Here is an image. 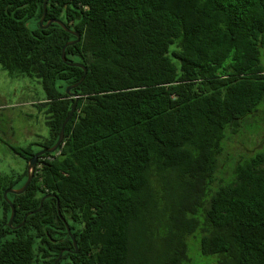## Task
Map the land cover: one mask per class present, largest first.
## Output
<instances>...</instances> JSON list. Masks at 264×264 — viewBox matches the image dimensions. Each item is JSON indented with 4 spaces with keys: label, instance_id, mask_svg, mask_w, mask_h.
Returning <instances> with one entry per match:
<instances>
[{
    "label": "trees",
    "instance_id": "trees-1",
    "mask_svg": "<svg viewBox=\"0 0 264 264\" xmlns=\"http://www.w3.org/2000/svg\"><path fill=\"white\" fill-rule=\"evenodd\" d=\"M43 2L0 0V64L41 82L49 128L13 147L23 171L0 173V264H56L75 250L64 218L79 252L59 264H139L140 229L153 225L169 234L149 260L186 264L201 228L200 250L218 264H264V147L211 192L226 128L264 100V0H49L45 23L80 32L66 57L86 75L62 58L76 36L41 27ZM84 75L59 149L39 157L24 193L8 195L9 226L4 191L57 142L75 102L66 88Z\"/></svg>",
    "mask_w": 264,
    "mask_h": 264
},
{
    "label": "rangeland",
    "instance_id": "rangeland-1",
    "mask_svg": "<svg viewBox=\"0 0 264 264\" xmlns=\"http://www.w3.org/2000/svg\"><path fill=\"white\" fill-rule=\"evenodd\" d=\"M261 61L264 65L263 54ZM44 95L43 86L37 78L13 77L0 64V173L23 171L26 160L15 153L13 147H24L40 142L43 136L48 134L46 114L39 107L44 100ZM231 126L228 125L226 128L217 180L211 192L215 191L221 183L230 182L235 176L234 171L238 163L249 154L264 147V100L252 113L242 119L237 127ZM34 147L38 148L36 145ZM179 205L184 206V202L180 199ZM165 207L166 204L163 206L162 213L166 212ZM168 212L170 210L167 211L166 217ZM183 214L184 217H190L189 213ZM198 214L200 215V212ZM152 228L153 234L150 230L140 229L139 264H165L161 260L147 258L153 251L162 253L167 248L164 237H168V229L158 230L154 225ZM202 235L201 228H198L187 238L189 260L186 264H218L217 255L202 254L200 250Z\"/></svg>",
    "mask_w": 264,
    "mask_h": 264
},
{
    "label": "water",
    "instance_id": "water-1",
    "mask_svg": "<svg viewBox=\"0 0 264 264\" xmlns=\"http://www.w3.org/2000/svg\"><path fill=\"white\" fill-rule=\"evenodd\" d=\"M48 1L49 0H44V2H43V9H44L43 10V15H42V17L39 20V23H40L41 27H49L52 23H58L63 28H65L67 31L71 32L73 35L76 36V38L74 40H70V41L66 42V44L63 46V48H62V58L69 65L82 67L84 69L85 75H86L87 72H88V68L83 63L68 61L67 57H66V48H67V46L75 44V43H77L80 40V38H81L80 32L72 30L70 27H68L66 25V23L64 21H62L61 19H58V18H51V19L47 20V22L45 23L46 18H47ZM85 75L81 78V80L79 82H77L75 84L68 85L67 88H66V92L68 94L73 95L75 97V102H74V104H73V106H72V108L70 110V113L65 118V120H64V122L62 124L61 131H60L59 138H58L57 142L52 147L44 148V149H41V150L37 151L34 154V156L31 157V159L29 160L28 165H27L28 177H27L26 182L21 187H19V188L9 187V188H7L4 191V197L10 203L11 208H12L11 216H10V219L8 221V225L9 226L13 225V221H14V218H15V215H16V207L13 204V202L9 199V197H8L9 193H15V194L24 193L28 189L29 185L31 184V182H32V180H33V178L35 176L36 167H37V164H38L39 157L41 155H44L45 153H54V152H56L59 149V147L62 144V142L64 140V137H65L66 126H67L68 122L71 120V118L73 117V115H74V113H75V111L77 109V105H78V101H79V97H80L76 92L72 91V89L77 87L85 79ZM50 196H56V194L55 193L46 194L42 198L39 208L34 210V211L28 212L25 217H27L31 213L40 211L42 206H43L44 200L47 197H50ZM58 209H59V213L61 214L59 201H58ZM64 220H65V224H66V227H67V231H68V233L70 234V236H71V238L73 240V244L75 246V250H73L71 248H68V247L63 248L60 251L59 256L56 259V262H55L56 264H59V262L62 259V255H63V253L65 251L79 252L78 245H77V240H76V237L72 233V229L70 227V224L68 223V221H66L65 218H64ZM24 222H25V220L22 223H24Z\"/></svg>",
    "mask_w": 264,
    "mask_h": 264
}]
</instances>
